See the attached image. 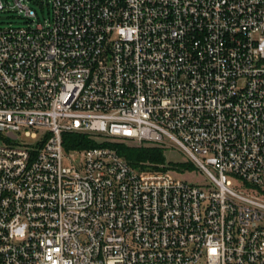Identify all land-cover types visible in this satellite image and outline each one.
Masks as SVG:
<instances>
[{"label":"built area","instance_id":"obj_1","mask_svg":"<svg viewBox=\"0 0 264 264\" xmlns=\"http://www.w3.org/2000/svg\"><path fill=\"white\" fill-rule=\"evenodd\" d=\"M14 1L0 264H264V0ZM121 139L193 168L134 167Z\"/></svg>","mask_w":264,"mask_h":264},{"label":"rangeland","instance_id":"obj_2","mask_svg":"<svg viewBox=\"0 0 264 264\" xmlns=\"http://www.w3.org/2000/svg\"><path fill=\"white\" fill-rule=\"evenodd\" d=\"M6 6V11L0 13V22H17L18 24H23L21 19L15 18L14 15H16L18 6L15 4L14 0H1ZM13 9L10 7L13 6ZM27 5L31 7L32 9L35 10L36 16L38 17L39 20H43L44 17L47 16V8L46 6L43 7V10L40 9V7L33 2H28ZM12 10V11H8ZM120 142H123L127 145H144V144H139L137 142L127 140V139H121L117 140ZM162 154L164 157L163 161L161 162L163 165L166 163H169L168 166L175 167L177 170L181 171L182 169L186 168L189 169L191 167V164L186 160V157H184L181 153L177 152L176 150L173 149H163L161 148ZM71 161V157H63L62 162L64 165L69 164ZM178 174L181 178L187 180V181H202V177L199 173L197 172H188L184 171L183 173H176Z\"/></svg>","mask_w":264,"mask_h":264},{"label":"trees","instance_id":"obj_3","mask_svg":"<svg viewBox=\"0 0 264 264\" xmlns=\"http://www.w3.org/2000/svg\"><path fill=\"white\" fill-rule=\"evenodd\" d=\"M69 138L75 142L81 143H75L72 145L73 147H85L90 146V143L93 144V141H89L87 138L77 134L70 135ZM108 145L114 148L120 156L134 167L155 168L156 165L162 164L161 162L165 157L162 154L161 147L155 145H127L120 141L109 142ZM192 168L191 165L189 169Z\"/></svg>","mask_w":264,"mask_h":264}]
</instances>
